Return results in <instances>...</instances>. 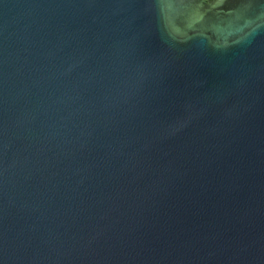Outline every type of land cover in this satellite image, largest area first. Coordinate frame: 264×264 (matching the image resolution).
I'll use <instances>...</instances> for the list:
<instances>
[{"label":"water","instance_id":"obj_1","mask_svg":"<svg viewBox=\"0 0 264 264\" xmlns=\"http://www.w3.org/2000/svg\"><path fill=\"white\" fill-rule=\"evenodd\" d=\"M0 264H264V0H0Z\"/></svg>","mask_w":264,"mask_h":264}]
</instances>
